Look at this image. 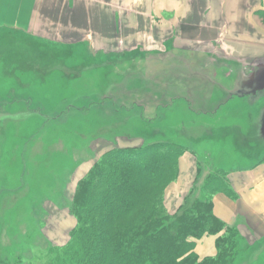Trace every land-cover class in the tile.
Wrapping results in <instances>:
<instances>
[{
  "label": "rangeland",
  "instance_id": "rangeland-1",
  "mask_svg": "<svg viewBox=\"0 0 264 264\" xmlns=\"http://www.w3.org/2000/svg\"><path fill=\"white\" fill-rule=\"evenodd\" d=\"M9 35L0 32V54L21 48ZM22 45L29 57L10 60L22 71L7 74L0 58V264H48L76 225L77 183L111 149L185 147L182 156L199 170L194 195L213 168L264 164V95L244 97L245 89L228 86L250 63L214 60L206 45L184 52L169 42L156 53H97L92 60L80 47ZM236 252L231 264L264 263V251L255 259L237 242Z\"/></svg>",
  "mask_w": 264,
  "mask_h": 264
},
{
  "label": "crops",
  "instance_id": "crops-1",
  "mask_svg": "<svg viewBox=\"0 0 264 264\" xmlns=\"http://www.w3.org/2000/svg\"><path fill=\"white\" fill-rule=\"evenodd\" d=\"M0 32L10 34L7 39L22 48L0 54L7 74L23 70L21 62L12 66L10 61L29 57L23 43L44 44L50 52L80 47L91 60L97 53H156L168 42L184 52L200 53L206 45L214 60L250 63L235 70L243 78L228 85L231 90L245 89L243 96L250 98H257L259 91L264 95V0H0ZM90 65L103 66L96 61ZM246 75L255 82H245ZM187 156L179 159L177 180L165 191L168 212L178 210L198 181L196 165L191 161L190 166ZM227 170L235 197L216 194L213 213L236 232L240 248L254 250L252 258L257 259L264 251V164L258 162L250 171ZM215 240L206 236L197 241L199 259L215 255Z\"/></svg>",
  "mask_w": 264,
  "mask_h": 264
},
{
  "label": "trees",
  "instance_id": "trees-1",
  "mask_svg": "<svg viewBox=\"0 0 264 264\" xmlns=\"http://www.w3.org/2000/svg\"><path fill=\"white\" fill-rule=\"evenodd\" d=\"M186 150L155 142L104 153L77 183L71 201L76 225L48 264H231L238 237L214 215L212 202L216 194L234 199L229 172L208 171L199 194L193 187L174 215L165 207ZM206 236L216 237V254L199 259L195 245Z\"/></svg>",
  "mask_w": 264,
  "mask_h": 264
}]
</instances>
